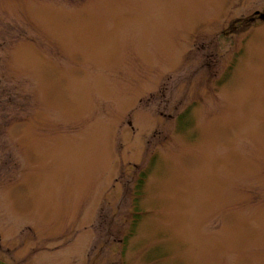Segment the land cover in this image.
<instances>
[{"label":"rangeland","instance_id":"obj_1","mask_svg":"<svg viewBox=\"0 0 264 264\" xmlns=\"http://www.w3.org/2000/svg\"><path fill=\"white\" fill-rule=\"evenodd\" d=\"M0 261L264 264V0H0Z\"/></svg>","mask_w":264,"mask_h":264},{"label":"trees","instance_id":"obj_2","mask_svg":"<svg viewBox=\"0 0 264 264\" xmlns=\"http://www.w3.org/2000/svg\"><path fill=\"white\" fill-rule=\"evenodd\" d=\"M179 122L183 124V119H182V117L179 119ZM144 179H145V175H143L141 181L138 182L137 190H138V188H139V190L142 189V187L144 186ZM139 193H141V191H140ZM137 220L139 221L138 216H137V218H136V221H137Z\"/></svg>","mask_w":264,"mask_h":264},{"label":"flooded vegetation","instance_id":"obj_3","mask_svg":"<svg viewBox=\"0 0 264 264\" xmlns=\"http://www.w3.org/2000/svg\"><path fill=\"white\" fill-rule=\"evenodd\" d=\"M257 13H258V12H257ZM257 13H256V14H257Z\"/></svg>","mask_w":264,"mask_h":264},{"label":"water","instance_id":"obj_4","mask_svg":"<svg viewBox=\"0 0 264 264\" xmlns=\"http://www.w3.org/2000/svg\"><path fill=\"white\" fill-rule=\"evenodd\" d=\"M1 264V263H0Z\"/></svg>","mask_w":264,"mask_h":264}]
</instances>
